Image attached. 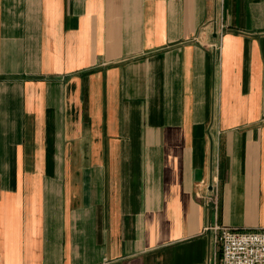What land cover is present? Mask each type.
I'll return each mask as SVG.
<instances>
[{
	"label": "crops",
	"instance_id": "obj_1",
	"mask_svg": "<svg viewBox=\"0 0 264 264\" xmlns=\"http://www.w3.org/2000/svg\"><path fill=\"white\" fill-rule=\"evenodd\" d=\"M264 228V0H0V264H220Z\"/></svg>",
	"mask_w": 264,
	"mask_h": 264
},
{
	"label": "built area",
	"instance_id": "obj_2",
	"mask_svg": "<svg viewBox=\"0 0 264 264\" xmlns=\"http://www.w3.org/2000/svg\"><path fill=\"white\" fill-rule=\"evenodd\" d=\"M220 264H264V228L239 231L215 227Z\"/></svg>",
	"mask_w": 264,
	"mask_h": 264
}]
</instances>
